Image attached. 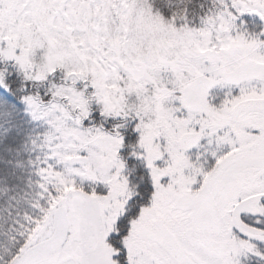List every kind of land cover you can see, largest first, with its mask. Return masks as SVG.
Returning <instances> with one entry per match:
<instances>
[{
    "label": "snow or ice",
    "instance_id": "6c2138e0",
    "mask_svg": "<svg viewBox=\"0 0 264 264\" xmlns=\"http://www.w3.org/2000/svg\"><path fill=\"white\" fill-rule=\"evenodd\" d=\"M0 264H264V0H0Z\"/></svg>",
    "mask_w": 264,
    "mask_h": 264
}]
</instances>
